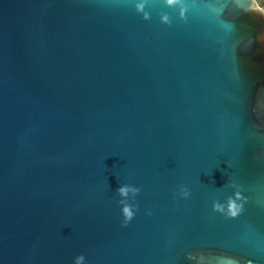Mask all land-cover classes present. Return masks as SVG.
Returning a JSON list of instances; mask_svg holds the SVG:
<instances>
[{"label": "water", "instance_id": "obj_1", "mask_svg": "<svg viewBox=\"0 0 264 264\" xmlns=\"http://www.w3.org/2000/svg\"><path fill=\"white\" fill-rule=\"evenodd\" d=\"M0 264H264L252 0H0Z\"/></svg>", "mask_w": 264, "mask_h": 264}, {"label": "snow or ice", "instance_id": "obj_2", "mask_svg": "<svg viewBox=\"0 0 264 264\" xmlns=\"http://www.w3.org/2000/svg\"><path fill=\"white\" fill-rule=\"evenodd\" d=\"M252 3L254 4V7L257 11L264 13V4H259L256 2V0H252Z\"/></svg>", "mask_w": 264, "mask_h": 264}, {"label": "clouds", "instance_id": "obj_3", "mask_svg": "<svg viewBox=\"0 0 264 264\" xmlns=\"http://www.w3.org/2000/svg\"><path fill=\"white\" fill-rule=\"evenodd\" d=\"M172 2H173V0H169V3H172ZM256 2L259 3V4H264V0H256ZM123 192H124V190L121 189V193H122V194H123ZM125 214H126L128 217L131 216V214L128 212L127 209H125ZM235 214H236V213L233 212V215H235Z\"/></svg>", "mask_w": 264, "mask_h": 264}]
</instances>
